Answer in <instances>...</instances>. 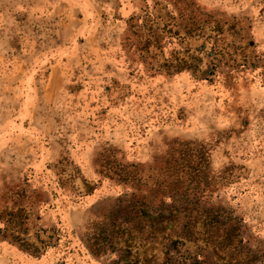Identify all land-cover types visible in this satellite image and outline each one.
Segmentation results:
<instances>
[{"label": "rangeland", "instance_id": "rangeland-1", "mask_svg": "<svg viewBox=\"0 0 264 264\" xmlns=\"http://www.w3.org/2000/svg\"><path fill=\"white\" fill-rule=\"evenodd\" d=\"M0 264H264V0H0Z\"/></svg>", "mask_w": 264, "mask_h": 264}, {"label": "trees", "instance_id": "trees-1", "mask_svg": "<svg viewBox=\"0 0 264 264\" xmlns=\"http://www.w3.org/2000/svg\"><path fill=\"white\" fill-rule=\"evenodd\" d=\"M143 208V204H137V203H135L133 206H132V209L134 210V212H136V213H141L140 212V209H142ZM172 210L173 211H176V209L175 208H172ZM183 213H184V215L186 214V211L185 210H183Z\"/></svg>", "mask_w": 264, "mask_h": 264}]
</instances>
